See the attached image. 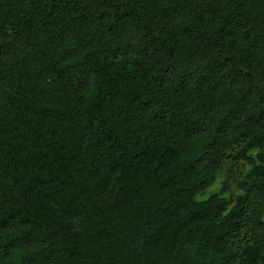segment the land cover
Masks as SVG:
<instances>
[{"label":"trees","instance_id":"1","mask_svg":"<svg viewBox=\"0 0 264 264\" xmlns=\"http://www.w3.org/2000/svg\"><path fill=\"white\" fill-rule=\"evenodd\" d=\"M0 264H264V0H0Z\"/></svg>","mask_w":264,"mask_h":264},{"label":"rangeland","instance_id":"2","mask_svg":"<svg viewBox=\"0 0 264 264\" xmlns=\"http://www.w3.org/2000/svg\"><path fill=\"white\" fill-rule=\"evenodd\" d=\"M256 161V150L250 151L243 159H235L229 155L217 173L214 182L197 196L206 199L211 194H219L231 203L236 195L244 193L248 188L245 176Z\"/></svg>","mask_w":264,"mask_h":264}]
</instances>
